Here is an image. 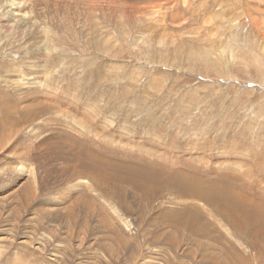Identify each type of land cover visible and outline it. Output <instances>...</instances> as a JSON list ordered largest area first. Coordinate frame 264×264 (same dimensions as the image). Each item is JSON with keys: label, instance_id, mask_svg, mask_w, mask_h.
Returning a JSON list of instances; mask_svg holds the SVG:
<instances>
[{"label": "rangeland", "instance_id": "1", "mask_svg": "<svg viewBox=\"0 0 264 264\" xmlns=\"http://www.w3.org/2000/svg\"><path fill=\"white\" fill-rule=\"evenodd\" d=\"M0 264H264V0H0Z\"/></svg>", "mask_w": 264, "mask_h": 264}, {"label": "bare ground", "instance_id": "2", "mask_svg": "<svg viewBox=\"0 0 264 264\" xmlns=\"http://www.w3.org/2000/svg\"><path fill=\"white\" fill-rule=\"evenodd\" d=\"M11 4L14 5V6H16L18 3L12 1ZM23 164H24V163H23ZM144 190H145V189H144Z\"/></svg>", "mask_w": 264, "mask_h": 264}]
</instances>
